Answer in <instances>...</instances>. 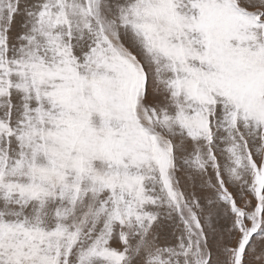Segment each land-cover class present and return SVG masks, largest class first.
<instances>
[{
    "label": "snow or ice",
    "instance_id": "obj_1",
    "mask_svg": "<svg viewBox=\"0 0 264 264\" xmlns=\"http://www.w3.org/2000/svg\"><path fill=\"white\" fill-rule=\"evenodd\" d=\"M0 264H264V0H0Z\"/></svg>",
    "mask_w": 264,
    "mask_h": 264
}]
</instances>
